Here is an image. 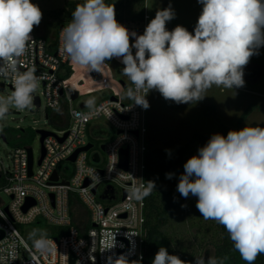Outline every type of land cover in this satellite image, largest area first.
<instances>
[{
    "label": "clouds",
    "instance_id": "clouds-1",
    "mask_svg": "<svg viewBox=\"0 0 264 264\" xmlns=\"http://www.w3.org/2000/svg\"><path fill=\"white\" fill-rule=\"evenodd\" d=\"M202 4L194 33L166 23L175 18L169 7L158 9L144 33L130 32L116 20L115 5L106 0H83L61 30L63 51L76 64L98 71L107 60L120 59L123 75L131 82L128 98L143 109L151 90L177 104H195L212 88L245 86L244 67L264 47V0H197ZM42 11L32 0H0V76L10 78L13 91L0 97V119L10 111L30 108L39 80L35 68L19 70L20 58L33 40ZM130 37L134 42H130ZM135 49V54H133ZM95 97L85 101L95 107ZM82 113H76L82 117ZM176 191L185 199L197 197L196 208L205 220H214L227 230L234 248L246 264L264 254V127L230 130L227 136L213 134L183 165ZM173 173H166L172 179ZM150 187L143 194L155 188ZM186 207V205H183ZM30 234L37 252L52 250L43 235ZM116 247L113 237L105 249ZM124 254L108 256V264H141ZM152 264H223L209 257L192 262L160 247Z\"/></svg>",
    "mask_w": 264,
    "mask_h": 264
},
{
    "label": "built area",
    "instance_id": "built-area-1",
    "mask_svg": "<svg viewBox=\"0 0 264 264\" xmlns=\"http://www.w3.org/2000/svg\"><path fill=\"white\" fill-rule=\"evenodd\" d=\"M148 19L146 14L144 24ZM65 26L51 41L32 32L33 40L18 65L20 71L35 68V75L43 77L38 87L43 89L46 109L53 112L52 121L65 129L51 132L54 136L44 140L41 164L42 146L38 158L29 146L13 149L8 164L0 156V177L4 176L6 181L0 188V264H72V257L74 264H108V256L115 258L121 254L130 261L142 257L144 264L148 109L132 99L125 100L127 85L114 76L106 62L98 71L89 69L82 75L85 79H81L79 66L85 71L86 67L74 63L63 51L61 30ZM68 71L70 77L62 78ZM95 72L99 79L94 78ZM6 89L13 91L12 81L0 76V90ZM72 93L77 97L73 98ZM96 94L101 97L94 109H89L85 101ZM148 96L149 93L146 99ZM64 97L67 109L61 114ZM36 98L42 107V98L35 91L33 103ZM76 113L83 115L77 117ZM113 132L115 137L111 139ZM90 144L89 151L80 152L74 163L69 161ZM30 149L34 158L32 176ZM123 151L128 152L126 169L121 166ZM55 173L57 181H53ZM86 183L89 185L85 186ZM30 201L34 204L25 211ZM77 202L87 215L84 234L74 226L79 216ZM34 224L53 229L52 236L46 238L52 242V250L46 254L37 252L22 235L25 226ZM113 237L116 247L105 251Z\"/></svg>",
    "mask_w": 264,
    "mask_h": 264
},
{
    "label": "rangeland",
    "instance_id": "rangeland-1",
    "mask_svg": "<svg viewBox=\"0 0 264 264\" xmlns=\"http://www.w3.org/2000/svg\"><path fill=\"white\" fill-rule=\"evenodd\" d=\"M70 1L83 2V0H32V3L37 4L43 13L39 26H34V34L53 40L64 21L62 11ZM145 5V13L149 16L146 24L143 22L124 25L131 31H133V27H137L138 35L143 34L158 9L169 7V5L174 9L176 15L173 20L166 23L167 30L171 31L177 25H181L190 33H194L203 7L197 0H145ZM130 42H134L131 37ZM133 54H135L134 49ZM109 61L117 67H124L120 59L112 58ZM106 63L109 64L108 60ZM110 67L112 69V66ZM84 69L79 66V76L83 80L85 77L82 75H85V72L88 73L90 68H86V71ZM122 80L126 83L127 89L132 87L126 76H123ZM244 80L245 86L239 89H225L213 85L206 92V97L195 104L173 102L176 107L174 110L167 106L158 91L151 90L147 98L150 107L145 115L148 128L147 144L149 152H157L160 163L155 168L154 173H148L147 177H162L161 188L176 191L179 177L184 172L183 165L189 158L198 155V149L205 146L213 134L219 133L221 124L237 131L246 126L264 127V47H260L258 54L253 55L244 67ZM80 83L82 85V81ZM11 92L10 89L0 90V97H7ZM42 93L43 89L39 86L36 90V96L42 98L41 108H37L34 103L30 108L24 110L10 106V110L18 114L8 115L0 119V156L7 164L13 148L2 139V130L5 127L31 132L28 138L30 140L28 146L33 148L36 158H38L41 150L40 137L36 131L57 132L65 129V127L57 124H51L50 119L47 118L49 111L46 109V102ZM92 97L96 98V102L101 95L96 94ZM124 98L125 100L130 99L127 94ZM251 105L255 106L254 111L246 121L240 123L241 115ZM211 106L216 108L214 113L206 110ZM74 108H77V103L74 104ZM66 109L67 102L64 97L60 107L61 114L64 113L62 110ZM58 122L62 124L59 120ZM105 122V120H101V123ZM198 135L202 136L204 140L196 138ZM114 137L115 133L113 132L111 139ZM166 173H173L172 179H167ZM181 202V209L171 219L167 228L169 235L177 239L179 246L186 247L190 253L193 252L196 258H204L205 260L209 257L214 258L215 248L213 244L220 237L218 223L211 219L205 220L201 216L196 208L197 197L194 198L193 202H187V199L181 198ZM21 232L26 242L33 245V239L29 238L30 234L35 233L36 239H39L41 235L48 238L52 236L53 229L34 224L25 226ZM198 235L201 239H205L202 244L197 239Z\"/></svg>",
    "mask_w": 264,
    "mask_h": 264
},
{
    "label": "trees",
    "instance_id": "trees-1",
    "mask_svg": "<svg viewBox=\"0 0 264 264\" xmlns=\"http://www.w3.org/2000/svg\"><path fill=\"white\" fill-rule=\"evenodd\" d=\"M106 2L115 5L116 20L118 21V23L122 25H134L136 23L144 22V18L146 15L145 0H106ZM79 3L81 2L70 1L66 4L65 8L62 11L64 21L62 22L61 26L67 25V23L71 20V13ZM132 30L138 32L137 27H133ZM108 63L110 64V66H112L114 76L117 79L123 78V67H117L109 60ZM70 73L71 72L68 71V73L62 76V78L66 79L70 77ZM163 100L170 109H176L173 101L165 100L164 98ZM254 108L255 106L251 105L245 110V112L240 117V123H243L248 119V117L254 111ZM206 110L210 111V113H214L216 111V108L215 106H211ZM52 115L53 112L49 111L47 113V118L50 119V121L52 122L51 124L56 125L54 121H52ZM230 130L231 129H229L227 126L221 124L219 134L226 137ZM2 135L6 137L7 143L13 149H15L28 146L30 141L28 140V138L31 135V132L22 129L13 130L5 127L2 130ZM196 138L204 140V138L200 135H198ZM159 163L160 158L157 157V152H149L147 157V173H154L155 168L159 166ZM162 180V177H147L148 189L150 187L149 181L154 182L155 188L151 189L146 197L147 239L144 264H152V260L154 259V256L160 247L167 248L170 254L178 255L182 260L192 262L196 258L195 254L193 252H188L186 247L179 246L177 239H174L171 235H169L167 231L171 219L178 212V210L181 209V198L183 197L175 190H164V188L162 189ZM5 185V178L4 176H1L0 188ZM194 198L196 197L190 194L187 198V202H193ZM76 208L79 216L77 220L74 221V226L78 227L81 233L84 234L88 228V225L85 222V218L87 215L79 202L76 203ZM218 225V233L220 237L213 244L215 248L214 258L222 260L223 264H246V262L241 258L239 252L234 248L227 230L219 223ZM197 239L200 240L201 244L205 241V239H201L199 235ZM254 264H264V254L258 255Z\"/></svg>",
    "mask_w": 264,
    "mask_h": 264
},
{
    "label": "water",
    "instance_id": "water-1",
    "mask_svg": "<svg viewBox=\"0 0 264 264\" xmlns=\"http://www.w3.org/2000/svg\"><path fill=\"white\" fill-rule=\"evenodd\" d=\"M94 78L95 79H99V75H98V73H94ZM1 88L3 89L4 87L3 86H1ZM72 96H73V98H76L77 97V94L76 93H72ZM35 106L37 107V108H40L41 107V103H40V100L38 99V98H36V100H35ZM12 114H18V113H16V112H14V111H12V110H10L9 111V113L6 115V116H8V115H12ZM37 134H39L40 136H41V139H40V144H41V146H42V159L40 160V162H39V164H41V162H42V160H43V158H44V156H45V150H44V147H43V143H44V140L46 139V138H48L49 136H54V134L53 133H51V132H47V131H38L37 132ZM66 137H67V135H66ZM65 137V138H66ZM65 138L63 139V140H65ZM2 139L5 141V142H7V139H6V137L4 136V135H2ZM63 140H62V142H63ZM92 148V145L90 144V145H88L87 147H85L84 149H82V150H79L69 161L70 162H72V163H74L75 162V160H76V157H77V155L80 153V152H87V151H89L90 149ZM127 159H128V152L127 151H123L122 153H121V166L124 168V169H126L127 168ZM33 164H34V158H33V152H32V149H30L29 150V171H30V176H32V169H33ZM58 180V178H57V173H55L54 174V176H53V181H57ZM89 185V183H86V185L85 186H88ZM96 192V189L94 190V193ZM126 198V193H125V196H124V199ZM34 203H32V201H30L29 203H28V205L26 206V208H25V211L26 210H28L32 205H33ZM72 264H74V262H75V258L74 257H72Z\"/></svg>",
    "mask_w": 264,
    "mask_h": 264
},
{
    "label": "flooded vegetation",
    "instance_id": "flooded-vegetation-1",
    "mask_svg": "<svg viewBox=\"0 0 264 264\" xmlns=\"http://www.w3.org/2000/svg\"><path fill=\"white\" fill-rule=\"evenodd\" d=\"M249 68H251V67H249ZM249 68H248V69H249Z\"/></svg>",
    "mask_w": 264,
    "mask_h": 264
},
{
    "label": "crops",
    "instance_id": "crops-1",
    "mask_svg": "<svg viewBox=\"0 0 264 264\" xmlns=\"http://www.w3.org/2000/svg\"><path fill=\"white\" fill-rule=\"evenodd\" d=\"M51 41V40H50Z\"/></svg>",
    "mask_w": 264,
    "mask_h": 264
}]
</instances>
